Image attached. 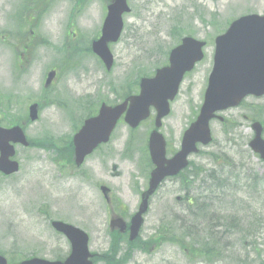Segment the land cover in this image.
I'll list each match as a JSON object with an SVG mask.
<instances>
[{"label": "rangeland", "instance_id": "1", "mask_svg": "<svg viewBox=\"0 0 264 264\" xmlns=\"http://www.w3.org/2000/svg\"><path fill=\"white\" fill-rule=\"evenodd\" d=\"M22 1L0 0V94L4 98L0 102L5 104L8 96L15 98L10 106L0 105V126H11L12 118L26 121L29 102L37 100L26 91L29 77V85L40 88L46 73L55 70L57 78L47 97L63 93V88L68 100H90L95 112L99 102L111 106L120 102L123 83L131 86L132 94L137 92L140 79L152 77L156 69L167 65L170 50L190 36L207 46L203 61L184 78L170 105V115L162 123L160 132L172 151L202 104L213 64L214 39L233 20L264 14V0H129L122 35L109 46L114 65L106 73L96 58L86 55L102 26L105 5L98 0H83L81 13L72 25L84 34L72 33L71 54H84L70 60L63 51L70 44L66 33L76 8L74 0L54 1L39 26L48 47L32 52L28 63L20 68L17 54L22 52V34L11 35L9 31L14 29ZM84 115L81 111L73 117L65 106L41 103L39 119L33 124L26 121L24 131L32 140L49 137L59 148L72 137ZM218 115L224 123L210 124L211 145L199 148V154L189 158L193 166L189 169L198 178H190L185 190L177 180L161 185L144 216L141 250H132L130 258L119 264H264V162L248 148L252 137L249 124L256 117L264 123V97H249L239 107ZM239 123L243 129L238 128ZM152 128V119L134 132L120 123L110 143L87 158L81 169L74 168L67 162L68 156H59L55 149L16 147L19 172L0 177V255L9 263L30 257L64 260L70 245L51 228L52 221L85 232L91 254L115 252L117 238L110 236L109 219L120 216L123 207L121 216L128 222L137 211L140 193L147 187L145 145ZM210 175L221 183L208 182ZM100 186L110 190L109 202L104 201ZM208 186L212 190L206 191ZM184 196L196 206L178 200ZM198 205L202 207L196 208ZM207 246L216 253L211 259L203 254Z\"/></svg>", "mask_w": 264, "mask_h": 264}, {"label": "water", "instance_id": "2", "mask_svg": "<svg viewBox=\"0 0 264 264\" xmlns=\"http://www.w3.org/2000/svg\"><path fill=\"white\" fill-rule=\"evenodd\" d=\"M126 0H113L108 7L101 38L92 43V52L103 62L105 69L112 68L113 58L108 50L109 43L117 42L121 30V15L128 13ZM204 42L186 37L170 54L165 68L156 71L151 79H142L139 95L130 97L121 105L110 108L102 105L98 115L84 122L74 136L75 164L80 166L85 157L102 143H106L117 123L124 115V122L135 129L145 121L153 108L156 113L155 128L149 136L148 151L155 169L150 174L148 190L142 195L138 213L132 218L129 227V241H134L142 226V215L148 208V199L167 177L176 176L187 167V157L197 153L196 145H208L211 142L209 122L215 113L236 107L240 101L253 95L264 94V16L248 15L234 21L227 32L216 38L213 67L208 78V85L203 104L194 123L185 131L180 151L171 159L165 158V142L157 132L161 120L169 115V103L178 94L179 86L186 73L203 59ZM54 74H49L46 86ZM30 120L37 119L36 106L29 109ZM255 137L250 148L264 160V141L261 138L260 124L253 125ZM14 144L28 146L19 127L4 129L0 127V173L10 176L18 172V164L11 159L15 155ZM106 196L108 191L101 189ZM52 227L65 236L71 246V254L64 262H47L31 259L20 264H91L88 259V237L82 231L69 225L54 222ZM125 230L120 219L111 221V229ZM0 264L6 261L0 257Z\"/></svg>", "mask_w": 264, "mask_h": 264}, {"label": "flooded vegetation", "instance_id": "3", "mask_svg": "<svg viewBox=\"0 0 264 264\" xmlns=\"http://www.w3.org/2000/svg\"><path fill=\"white\" fill-rule=\"evenodd\" d=\"M55 1L60 2L61 0H55ZM98 1L99 2H103L105 6H107L106 3H109V0H105V1L98 0ZM42 10H43L42 8H36L33 13H29L28 12L27 17L31 18V21H33V23L30 20H28V23H26L27 24L26 25L27 26L26 30L17 28V30L11 29L9 31V33L11 35L20 36L19 34L22 33V37L20 36L22 38V42H21L22 43V49H21L22 52H21L20 55L17 54L18 65H19L20 68L28 63L30 54L32 52L34 54L36 51H40V49H42V48L45 49L46 47H48L49 43L45 45L46 41L40 36V28H39V26H40V22L42 20V17L45 14V13L42 12ZM40 15L42 17H40ZM71 19L73 21L77 20V18L74 17V16ZM71 19H69L68 23H67V27L70 28L71 30H69L66 33V38H69V43H72L70 38L73 39L72 33H74L73 32L74 30H73V27H72L73 23H71V21H72ZM24 34H27V36H24ZM67 56H68L67 57L68 59L71 58V51L67 52ZM88 56L91 57V55H88ZM37 59H38V61L40 63L41 62V58L37 57ZM56 78H57V76H56ZM56 78H55V80H56ZM29 79H30V77H29ZM29 79H28V83L30 84ZM29 84L27 85V89H26L27 93L29 95L32 93V95H34V97H36L37 100L29 102L28 107H30L33 104H37L38 107L40 108L41 107V103L44 104V105H47V89L45 88L44 83H43L42 87L40 86V88L38 87L36 89L32 88ZM127 89L130 91L129 87H127ZM62 92L64 93V89L63 88H62ZM63 93L59 94L61 97H60V99H56L55 103L59 107L65 106L66 107V112L68 114H71L72 116H75V115H79L81 111H83L85 114H92L94 112V105H92L89 102L90 100L84 99L86 102L80 103V101H79L78 103H76L75 101H72L73 100L72 98H69L67 96L70 99V100H68L66 98V95L63 94ZM15 95H18V94L15 93ZM13 98H14V96H13ZM101 104H102V102H99V105H101ZM28 107H27V109H28ZM27 109H26V117H27V114H28ZM22 120L23 119H21L20 122ZM244 120L249 122L248 118H246V117L244 118ZM25 122L26 121H23L19 125L24 127V123ZM238 128L243 129V125L241 124L240 127H238ZM249 130H250L251 134L253 135L252 123L249 124ZM99 149H100V147H99Z\"/></svg>", "mask_w": 264, "mask_h": 264}, {"label": "trees", "instance_id": "4", "mask_svg": "<svg viewBox=\"0 0 264 264\" xmlns=\"http://www.w3.org/2000/svg\"><path fill=\"white\" fill-rule=\"evenodd\" d=\"M47 145H49V147L50 148H54L53 146H52V142L51 141H48V138H43V139H40V140H36V141H32V146H34V147H38V148H49ZM210 177H212V176H210ZM210 181L212 182H215L216 181V178H211L210 179ZM181 182L184 184V180L183 179H181ZM218 188V187H217ZM216 188V189H217ZM207 191H209L210 189L209 188H207L206 189ZM117 239H119V235H114ZM160 240H163L161 237H160ZM128 246H129V248L131 247V245H129L128 244ZM206 251V253H208V254H211L212 253V251H213V248L212 247H210V246H207L205 249H204V252ZM129 258V255L128 254H126L125 255V257H123V258H121V260L120 261H117V263L119 264V263H124L125 262V260L126 259H128ZM104 259L105 260H108L109 262H111L112 260V258L108 255V254H106L105 256H104Z\"/></svg>", "mask_w": 264, "mask_h": 264}]
</instances>
